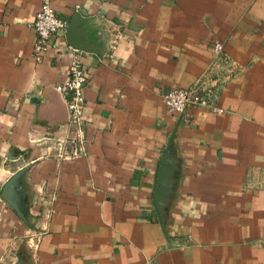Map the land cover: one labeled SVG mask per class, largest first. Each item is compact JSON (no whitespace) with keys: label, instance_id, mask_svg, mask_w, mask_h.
Instances as JSON below:
<instances>
[{"label":"crops","instance_id":"1","mask_svg":"<svg viewBox=\"0 0 264 264\" xmlns=\"http://www.w3.org/2000/svg\"><path fill=\"white\" fill-rule=\"evenodd\" d=\"M0 0V264H264V0ZM222 46L213 58L209 47ZM88 73L85 151L54 90ZM214 81L220 113L161 97Z\"/></svg>","mask_w":264,"mask_h":264},{"label":"built area","instance_id":"2","mask_svg":"<svg viewBox=\"0 0 264 264\" xmlns=\"http://www.w3.org/2000/svg\"><path fill=\"white\" fill-rule=\"evenodd\" d=\"M66 22L52 9L49 0H40L38 11L34 14L29 28L34 34V44L31 56L39 61L52 48L51 41L66 30ZM209 50L213 58H218L222 52L221 44L213 42ZM67 72L62 82L54 88L63 100L68 113V124L73 127L74 134L56 142L58 156L69 158L79 157L85 151L84 90L88 82L80 51L69 46ZM214 81H200L187 88H174L162 97V103L168 113L179 119L186 118L190 110H203L220 113L215 107L216 92ZM183 120V119H182Z\"/></svg>","mask_w":264,"mask_h":264},{"label":"water","instance_id":"3","mask_svg":"<svg viewBox=\"0 0 264 264\" xmlns=\"http://www.w3.org/2000/svg\"><path fill=\"white\" fill-rule=\"evenodd\" d=\"M70 28H71V27H70V25H69L68 27H66V30H65V31H66L67 33H70ZM69 46L72 47V48H74V49L80 50V49H78V47H76L75 45H73V44H71V43H69Z\"/></svg>","mask_w":264,"mask_h":264},{"label":"rangeland","instance_id":"4","mask_svg":"<svg viewBox=\"0 0 264 264\" xmlns=\"http://www.w3.org/2000/svg\"><path fill=\"white\" fill-rule=\"evenodd\" d=\"M83 135H84V130H83ZM84 138H85V135H84Z\"/></svg>","mask_w":264,"mask_h":264}]
</instances>
